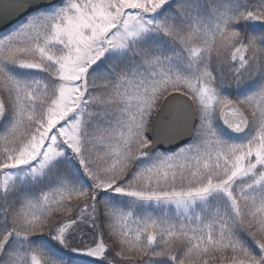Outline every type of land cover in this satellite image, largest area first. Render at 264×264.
<instances>
[{
  "label": "snow or ice",
  "instance_id": "6c2138e0",
  "mask_svg": "<svg viewBox=\"0 0 264 264\" xmlns=\"http://www.w3.org/2000/svg\"><path fill=\"white\" fill-rule=\"evenodd\" d=\"M0 264H264V0H0Z\"/></svg>",
  "mask_w": 264,
  "mask_h": 264
}]
</instances>
